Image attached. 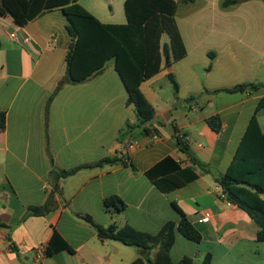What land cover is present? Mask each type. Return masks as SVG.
Listing matches in <instances>:
<instances>
[{
  "label": "crops",
  "instance_id": "crops-1",
  "mask_svg": "<svg viewBox=\"0 0 264 264\" xmlns=\"http://www.w3.org/2000/svg\"><path fill=\"white\" fill-rule=\"evenodd\" d=\"M106 1L117 4V10L107 11L98 1L90 8L82 6L104 24L127 23L124 10L119 12L125 0ZM224 1L179 2L176 22L187 57L178 62L164 59L160 73L140 86L156 109L148 127L158 133L142 136V129L136 128L124 142L118 137L121 130L127 122L136 125L138 118L134 106H127L128 93L115 60L113 65L106 63L101 75L82 83L69 82L65 60L71 37L62 10L46 12L24 27L11 16L0 15V114L6 118L5 130L0 129V264H132L139 258L154 260L157 247L144 252L118 241H102L82 216H90L104 227L129 225L155 235L166 223H179L181 216L173 202L203 237L201 243H194L178 234L171 250L174 261L189 257L194 264H202L211 254V264H264V242L257 240L258 226L246 212L222 198V190L215 189L217 178L223 175L245 182L230 190L264 211V193H256L253 187H264V146L260 140L264 134L260 119L264 113V0H243L227 9L222 7ZM214 22L220 23L223 36L217 44L210 41ZM251 30L257 44L251 50L260 53V62H207L208 54L216 49V61L223 55L234 60L244 46L241 39ZM14 31L17 41L10 36ZM188 60H201L202 67L210 68L205 82L194 70L199 62H183ZM223 68L222 80H212V73ZM248 68L254 72L248 73ZM169 73L174 74L179 91L165 101L158 97L153 83L168 79ZM245 83L260 87L233 94L219 92ZM57 89L47 114V101ZM207 91L208 98L231 95L232 99L222 105L210 100L203 106L202 95ZM193 102L206 108L201 113ZM208 107L215 110L206 115ZM214 115H219L223 124L218 134L207 124ZM176 128L185 134L190 155L178 148ZM115 156L124 157L136 171L123 164L81 169L61 179L59 191L55 190L54 170H72ZM166 157L192 166L198 179L167 194L159 191L145 174ZM113 195L125 202L124 211H105L104 200ZM50 198L55 201L52 211L42 216L30 213V208L43 207ZM207 213L211 218L204 222ZM53 234L73 252L59 250L47 256ZM41 247L45 256L37 260Z\"/></svg>",
  "mask_w": 264,
  "mask_h": 264
},
{
  "label": "trees",
  "instance_id": "trees-1",
  "mask_svg": "<svg viewBox=\"0 0 264 264\" xmlns=\"http://www.w3.org/2000/svg\"><path fill=\"white\" fill-rule=\"evenodd\" d=\"M196 0H125L124 11L127 23L122 25L104 24L96 16L87 11L79 0H0V15L11 16L14 22L24 27L46 12L62 10L69 21L67 31L71 37V43L66 56L69 82L82 83L94 75H101L109 60L114 59L115 68L119 73L124 87L128 93L127 106H134L138 123L130 122L119 134L121 142L126 141L127 136L136 128L142 129V136H148L152 132L158 133L148 127V124L156 116L155 107L146 98L140 86L160 73L162 62L168 59L170 62H178L187 57V48L176 22L178 4L194 3ZM243 0H225L222 3L224 9L241 3ZM167 35L168 42L163 43V36ZM2 43L0 41V48ZM211 52L209 56L215 57ZM171 63L168 64V67ZM168 79L175 93L179 91V83L173 73L168 74ZM260 86L253 83L240 84L233 88L220 90L219 92L237 93L246 90H256ZM59 92L57 89L48 99L46 113ZM207 124L215 132L220 133L222 120L219 115L207 119ZM5 114H0V129L5 130ZM186 136L179 129H175V137L178 148L185 154H189ZM264 146V134L260 139ZM193 163H197L195 158ZM123 164L135 167L127 162L124 157H108L97 163L81 166L72 170H54L52 175L55 182V190L59 191V181L74 175L81 169L94 166ZM146 177L162 193H170L187 186L198 179V174L192 166L178 163L172 157H166L146 172ZM217 183L221 187L225 199L232 205L246 212L258 226L257 240L264 242V211L251 206L249 203L234 194L230 188L244 186L245 182L238 181L229 176H220ZM256 193H264L263 186H253ZM173 207L180 214L178 224L166 223L155 235L139 231L129 225L119 228L112 224L104 227L96 224L90 216H82L96 230L97 236L102 241L114 240L127 246L141 248L144 252H150L158 248L154 260L147 257L139 258L132 264H194L193 259L184 257L176 262L171 257V250L176 243L178 234L183 238L201 243L202 234L196 229L182 209L173 202ZM55 206V201L50 198L43 207L30 208L32 215H46ZM105 211L122 212L126 209L125 202L113 195L104 200ZM47 248L46 255L51 256L59 250L73 249L57 234ZM213 256L207 254L202 264H211Z\"/></svg>",
  "mask_w": 264,
  "mask_h": 264
},
{
  "label": "rangeland",
  "instance_id": "rangeland-1",
  "mask_svg": "<svg viewBox=\"0 0 264 264\" xmlns=\"http://www.w3.org/2000/svg\"><path fill=\"white\" fill-rule=\"evenodd\" d=\"M94 1H98L100 2V4H103L105 10L110 11L113 8L115 9V11L117 10V4L111 5L108 1L106 0H82L81 3L82 5H84L85 7L90 8V4ZM124 9H122V6H120V11L122 12ZM246 17L249 20V17L251 16L250 13L247 11L246 12ZM180 17V16H179ZM220 23L218 22H214V26L211 28V32L213 35V38L210 39V41H212L213 44H217L218 40L222 39V35H220V30L218 28V25ZM211 35V36H212ZM168 36L164 35L162 38L164 41H168ZM221 38V39H220ZM256 38L255 36L252 34V30L248 31V33L243 36V38L241 39V43H243L244 46H240V54L238 57H236L234 60L229 58V57H225V55L221 56L220 59L218 61L215 60V57H211L208 54V57L206 58L207 62H255L257 59V62H260V59H262V57L260 56V53H258L257 51H252L251 47H255L256 44ZM215 53H218V50H214ZM114 60H110L108 61V66L113 65ZM183 62H199L195 65L194 70L197 74V76L199 77L201 82H205L207 80V75H208V70H210L209 67H202V63L201 60H196V61H192V60H188V61H183ZM264 62V61H263ZM262 70V69H261ZM248 73H253V69L252 68H248ZM225 73V68H223V70L217 72L212 73L211 78L214 81L217 80H222V77ZM172 84L171 82L167 79V78H163V79H159L158 81H155L153 83V88L157 91L158 93V97L162 98L163 100L167 101L173 98L174 96V88H172ZM209 91H207L206 93H204L202 95V100H205V103L203 106L207 105L208 101H213L214 103L218 104V105H222L225 104L227 102V100L232 99L231 95H216V96H212V97H207V95H209ZM194 99H188L187 101H193ZM193 106L198 107L199 112L202 113L201 110H203L206 107H200L197 105V103L193 102L192 103ZM216 107V106H215ZM215 107H208L207 109L204 110V113L207 115H209V113H212L215 110ZM162 109V108H161ZM261 124L264 127V113L261 114ZM194 244V243H191Z\"/></svg>",
  "mask_w": 264,
  "mask_h": 264
},
{
  "label": "built area",
  "instance_id": "built-area-1",
  "mask_svg": "<svg viewBox=\"0 0 264 264\" xmlns=\"http://www.w3.org/2000/svg\"><path fill=\"white\" fill-rule=\"evenodd\" d=\"M11 35V38L13 39V40H19V36H18V33H17V31H14V32H12V33H10ZM137 144V143H136ZM216 191L217 192H221V189H220V186L219 185H217L216 186ZM222 195V198H224L225 199V195L222 193L221 194ZM210 218H211V214H209V213H207V214H205V216L203 217V221L204 222H208L209 220H210ZM44 256H45V254H44V248L43 247H41V248H38L37 249V260H41V259H43L44 258Z\"/></svg>",
  "mask_w": 264,
  "mask_h": 264
}]
</instances>
